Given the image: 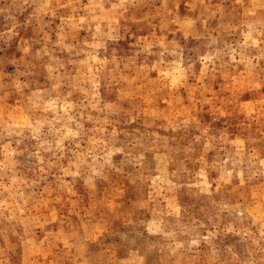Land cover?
Masks as SVG:
<instances>
[{"label": "rangeland", "instance_id": "1", "mask_svg": "<svg viewBox=\"0 0 264 264\" xmlns=\"http://www.w3.org/2000/svg\"><path fill=\"white\" fill-rule=\"evenodd\" d=\"M0 264H264V0H0Z\"/></svg>", "mask_w": 264, "mask_h": 264}]
</instances>
